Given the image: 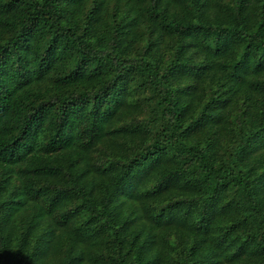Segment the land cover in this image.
Returning <instances> with one entry per match:
<instances>
[{"label": "trees", "instance_id": "16d2710c", "mask_svg": "<svg viewBox=\"0 0 264 264\" xmlns=\"http://www.w3.org/2000/svg\"><path fill=\"white\" fill-rule=\"evenodd\" d=\"M0 264H264V0H0Z\"/></svg>", "mask_w": 264, "mask_h": 264}]
</instances>
